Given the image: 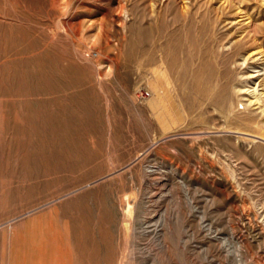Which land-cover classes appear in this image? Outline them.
Masks as SVG:
<instances>
[{"label": "rangeland", "instance_id": "374dc122", "mask_svg": "<svg viewBox=\"0 0 264 264\" xmlns=\"http://www.w3.org/2000/svg\"><path fill=\"white\" fill-rule=\"evenodd\" d=\"M263 58L264 0H0V264H264Z\"/></svg>", "mask_w": 264, "mask_h": 264}, {"label": "bare ground", "instance_id": "6f19581e", "mask_svg": "<svg viewBox=\"0 0 264 264\" xmlns=\"http://www.w3.org/2000/svg\"><path fill=\"white\" fill-rule=\"evenodd\" d=\"M183 34H184V32H183ZM176 35H179V34H176ZM245 38L246 37H244V39ZM253 38H255L254 35L251 38H249L247 36V39H249L248 41L253 40ZM217 40H218V38L214 37L213 34L209 35L207 40H204L206 42L205 46L202 48L196 49V54H197L196 55V64L197 65H196V68L194 67L195 69H193V70H195L194 88L197 91V95L199 96L198 98L202 99L203 102L206 100H209L210 104L212 103L213 98L218 94L220 95V97H222L221 98L222 103H226L228 100L234 99L239 94V91L234 92L232 90V83H233V81H235V82L238 81L237 80L238 78L234 74L235 70L233 72L230 71V66L228 64V63H230L229 62L230 60L222 61L223 65L221 66V68L217 72V75L212 76V49L211 48ZM176 41H178V40H176ZM198 46H200V45H198ZM258 53H260V52H255V54H258ZM255 54H252L250 56V58L254 57ZM174 58H176V56ZM261 58L262 57H260V56L255 57L253 59V63L254 64L259 63ZM155 59H157V58H155ZM190 61H191V59H190ZM262 63H264V61ZM254 67H257V66L255 65ZM191 68H192V66H191ZM159 74L160 73H158V75ZM263 74H264V72H261V69L251 70V72H249L247 74V76H245V77L249 80H251V79H258V80L254 82L255 84L253 87H249V88H247V90H244L243 92L247 93V94L251 93V98L249 99L250 104L257 105L256 108L262 107L263 108L262 111L264 113V107H263L264 106V77L259 79ZM213 81H215V83L217 85V88H218L217 90L214 89ZM257 82H258L259 86L262 85L263 87L259 88V86H256ZM211 84H212V86H211ZM200 99H199V101H201ZM257 117H258V114H256V113H251L250 115H247V118L250 121H255L257 119ZM251 213H252V211H251ZM247 217H248V215H247ZM260 225H261V223H260Z\"/></svg>", "mask_w": 264, "mask_h": 264}, {"label": "built area", "instance_id": "2783aa9c", "mask_svg": "<svg viewBox=\"0 0 264 264\" xmlns=\"http://www.w3.org/2000/svg\"><path fill=\"white\" fill-rule=\"evenodd\" d=\"M150 95H151L150 90L147 88H141L138 90L137 93L138 98H140L141 100L149 98Z\"/></svg>", "mask_w": 264, "mask_h": 264}]
</instances>
